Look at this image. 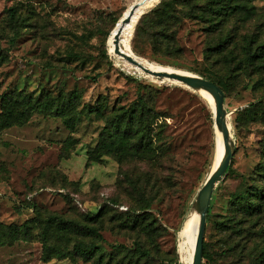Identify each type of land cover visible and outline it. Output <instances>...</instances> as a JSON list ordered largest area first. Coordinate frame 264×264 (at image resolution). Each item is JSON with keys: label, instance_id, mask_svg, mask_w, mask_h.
I'll return each instance as SVG.
<instances>
[{"label": "rangeland", "instance_id": "obj_1", "mask_svg": "<svg viewBox=\"0 0 264 264\" xmlns=\"http://www.w3.org/2000/svg\"><path fill=\"white\" fill-rule=\"evenodd\" d=\"M135 1L0 0V113L4 93L32 99L61 94L65 102L71 100L60 114L33 111L24 117V105L11 96L13 116L0 122V264H191L189 248H179L178 232L211 168L213 108L197 90L146 74L110 49L112 29ZM160 1L133 19L119 44L143 61L225 83L234 150L211 196L203 237L210 264H264V257L254 261L258 247H264V205L260 218L241 217L245 228L240 232L218 224L229 214L235 191L252 184L264 187V173H257L264 161V53L252 61L247 56L264 44V0H233V8L214 15L212 26L207 18L182 12L170 42L176 51L164 44L154 48L145 33L134 36L141 15ZM206 1L174 4L177 9L192 6L188 11L199 14ZM209 45L220 46L206 57ZM72 89L77 97L69 94ZM139 93L154 107L162 140L170 144L174 190L153 203L134 227L123 228L119 212L138 202L118 178L123 171L134 172L139 162L119 163L107 153L93 159L88 150L96 145L107 116ZM258 101L263 108L248 116L245 110ZM85 105L100 108L87 111ZM51 213L92 225L102 238L46 226L43 219ZM86 213L97 217L89 219ZM25 221L28 233L11 240L6 226ZM78 240L95 244L90 258L68 252ZM43 241L66 254L52 249L44 260ZM136 241L144 253L135 248Z\"/></svg>", "mask_w": 264, "mask_h": 264}, {"label": "trees", "instance_id": "obj_2", "mask_svg": "<svg viewBox=\"0 0 264 264\" xmlns=\"http://www.w3.org/2000/svg\"><path fill=\"white\" fill-rule=\"evenodd\" d=\"M177 0H161L157 6L153 7L148 12L141 15L135 27L134 36L138 37L145 33L148 40L154 48H159L164 44L167 50H177V47L171 45V41L175 37L176 27H174L180 20L182 12L185 16L196 17L201 20L207 18L209 26L214 25L215 14L225 13L233 5L230 2L233 0H208L204 2L200 13L191 10V7L180 6L178 9L175 7ZM198 2V1H197ZM185 8V9H182ZM194 4V10H195ZM9 16L14 18L15 10L13 7L8 8ZM207 15V16H206ZM214 17V18H213ZM225 41V40H224ZM220 45H209L206 49V57L212 51L217 50ZM264 53V44L259 45L258 51L255 53H248L249 60L252 61L262 56ZM242 66L240 62L236 64ZM215 82L223 91H226V85L219 77H207ZM96 79V76L92 77ZM76 89L70 91V95L77 97ZM19 92L15 96L12 94H3L2 99V112L0 113V122H8L13 116V111L10 108L11 99L15 98L17 103H22L24 108L21 113L24 117L29 116L33 111L40 113L55 112L60 114L63 112L67 105H71V100L64 101L61 94L56 96H46L44 99L38 97L32 99L27 95H20ZM12 96V98H11ZM87 111L99 110V106L85 105ZM260 108H263L262 101L251 103L250 107L245 110L248 116L253 117L254 113ZM83 110V109H82ZM75 116V115H74ZM26 119V118H25ZM162 123H158L156 111L152 104L149 103L146 96L139 93L134 101L127 106H120L112 114H109L105 119V123L100 131L99 139L94 147L88 150L89 157L95 159L102 154H113L115 159L121 163L129 160L139 162L138 167L134 172L123 171L118 178L119 184L124 182L130 187L131 192L135 195L137 205L129 206L124 211L119 212L120 225L123 228L134 227L139 220H143L147 209L157 201H160L168 193V190H174L173 170L170 165L173 155L170 153V144L161 135ZM125 160V161H124ZM168 162V165L164 164ZM165 169L167 171H165ZM228 169V167H227ZM226 169V170H227ZM168 172V173H167ZM264 173V161L258 165L257 173ZM122 185V184H121ZM252 186V187H251ZM128 191V190H127ZM130 193V191H128ZM115 202V199H111ZM264 205V187L257 184H252L250 187H243L235 191L230 199L229 214L218 222L223 229L230 232H240L244 229L241 225V217L256 216L260 218L262 213V206ZM141 211V212H137ZM87 218L95 219L96 214L86 213ZM209 213L206 214L208 220ZM139 219V220H138ZM46 226L55 224L58 230L72 229L75 231L81 230L89 234H94L98 238H102L101 234L92 225L78 223L72 219L66 218L62 215L51 213L43 219ZM11 234V240L18 239L19 235H26L30 228V223L25 221L20 225L12 224L6 226ZM264 230V229H263ZM135 248L144 253L141 249L139 242H135ZM95 244L82 243L78 240L68 252H77L85 259L90 258L92 251L95 250ZM117 248V247H116ZM124 248V247H123ZM57 250L53 245H48L43 241V259L49 258L51 250ZM122 249L117 248V252ZM116 253V252H115ZM64 256V253H56ZM254 261L260 263L264 257V247H258L254 253ZM113 255V254H112ZM109 255V258L112 256ZM101 256V255H100ZM175 257L170 258L174 261ZM204 260V261H203ZM211 255L208 252V242L203 237L202 247V264H210Z\"/></svg>", "mask_w": 264, "mask_h": 264}, {"label": "water", "instance_id": "obj_3", "mask_svg": "<svg viewBox=\"0 0 264 264\" xmlns=\"http://www.w3.org/2000/svg\"><path fill=\"white\" fill-rule=\"evenodd\" d=\"M146 2L147 0H138L137 2L132 3L129 6L127 13L121 16L120 21L118 23L119 26L117 25L118 27L114 35L115 45L113 47V52L123 57L126 61H128L132 65L137 66L140 70H142L146 74L172 79L194 90L203 89L208 93H210V95L213 98L212 114H213L214 125L217 129L221 130L223 136V142L225 147L223 155L218 165L211 173H209V175L205 178L201 187L198 189L193 204L194 205L193 209H195L198 213V223H197V230L194 240L191 264H202L203 236H204V229L206 222V214L208 212L210 199L217 183L221 180L222 176L224 175L231 161L234 150V141L231 139L229 132L228 113L224 107V93L215 82L200 74L185 70L178 71V70L152 69L144 65L142 61H140L137 58L139 56L135 54H129L120 48L118 44V39L123 24L126 21L130 20L131 15L134 13L135 9L138 6L139 7L144 6Z\"/></svg>", "mask_w": 264, "mask_h": 264}, {"label": "bare ground", "instance_id": "obj_4", "mask_svg": "<svg viewBox=\"0 0 264 264\" xmlns=\"http://www.w3.org/2000/svg\"><path fill=\"white\" fill-rule=\"evenodd\" d=\"M137 1L138 0H136L135 2H137ZM157 1L158 0H147L146 4L144 6H141V7L138 6L135 9L134 13L131 15L130 20L126 21L123 24V27H122L121 32L122 31L125 32L126 30H129L130 25H131L130 23L132 21H134L133 19H135L137 17V15L140 12H142V10L151 7ZM128 9H129V7H128ZM128 9L124 12V15L127 13ZM119 21L115 24L114 28L112 29L111 35H110L109 40H108L109 47H110L111 50H113V47L115 45L114 44V35H115V32H116L117 27L119 26V24H118ZM119 36H120V34H119ZM118 44H119V39H118ZM122 45H123V43H122ZM122 45L119 44L120 48L123 51H125V52H127L129 54H132L131 50L127 46H122ZM138 59L140 61H142V63L144 65H146L147 67H150L152 69H156V70H158V69H165V70H178V71H183L182 69H175V68H171V67H163V66H160V65H155V64H152V63L143 61L140 58H138ZM197 91L201 95H203L204 97H206L208 99V102H210L212 104V108H213V98L210 95V93H208L207 91H205L203 89H199ZM224 148L225 147H224L222 132H221V130H219V129L216 128V137H215V143H214L213 158H212V163H211V168H210L209 173H211L215 169V167L218 165V163H219V161H220V159H221V157L223 155ZM209 173H208V175H209ZM197 223H198V213H197V211L195 209H192L189 212V214L186 216V218L184 219V222L182 224V227H181V229L178 232L179 238H180L179 248L181 250L185 249V247L186 248H189V250L191 251V254L193 252L194 240H195V235H196V230H197ZM191 260H192V258H191Z\"/></svg>", "mask_w": 264, "mask_h": 264}]
</instances>
